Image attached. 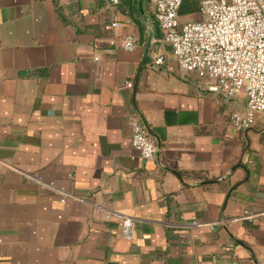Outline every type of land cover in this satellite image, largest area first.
I'll return each mask as SVG.
<instances>
[{"label": "crops", "instance_id": "crops-1", "mask_svg": "<svg viewBox=\"0 0 264 264\" xmlns=\"http://www.w3.org/2000/svg\"><path fill=\"white\" fill-rule=\"evenodd\" d=\"M127 34L133 51L109 43ZM210 83L152 0H0V264H264V111L234 127L245 95Z\"/></svg>", "mask_w": 264, "mask_h": 264}, {"label": "built area", "instance_id": "built-area-1", "mask_svg": "<svg viewBox=\"0 0 264 264\" xmlns=\"http://www.w3.org/2000/svg\"><path fill=\"white\" fill-rule=\"evenodd\" d=\"M107 1L117 5L120 0ZM196 1L200 19L182 22L179 10L183 0H152L162 41L170 46L181 71L210 80V91L222 92L227 97L245 95V108L234 110L230 121L238 129H249L264 111V0ZM119 25L113 19L103 28L111 31ZM109 43L127 51L137 46L136 38L130 34L118 39L111 37ZM164 59L165 53L158 51L153 65L161 66ZM126 86L131 87L132 83L127 82ZM128 123L132 147L141 158H154L156 141L138 114H132ZM121 217L126 235L132 219Z\"/></svg>", "mask_w": 264, "mask_h": 264}, {"label": "rangeland", "instance_id": "rangeland-1", "mask_svg": "<svg viewBox=\"0 0 264 264\" xmlns=\"http://www.w3.org/2000/svg\"><path fill=\"white\" fill-rule=\"evenodd\" d=\"M189 5L190 3H194L197 5V1L196 0H185ZM197 9V6H196ZM182 16H180V20L183 21H197L200 19V16L198 14V12L195 10L193 12H189V10H183L182 11ZM206 79V78H205Z\"/></svg>", "mask_w": 264, "mask_h": 264}, {"label": "trees", "instance_id": "trees-1", "mask_svg": "<svg viewBox=\"0 0 264 264\" xmlns=\"http://www.w3.org/2000/svg\"><path fill=\"white\" fill-rule=\"evenodd\" d=\"M196 6L197 5L194 3H190V5H189L185 0H183L182 5H181L180 10H179V13L182 14L183 10H189V12L190 11L193 12L196 10Z\"/></svg>", "mask_w": 264, "mask_h": 264}, {"label": "water", "instance_id": "water-1", "mask_svg": "<svg viewBox=\"0 0 264 264\" xmlns=\"http://www.w3.org/2000/svg\"><path fill=\"white\" fill-rule=\"evenodd\" d=\"M149 44H150V42L148 41V43H147V45H146V49H145V53H144V55L147 53V50H148V47H149ZM144 57V56H143ZM141 66H139V68H140Z\"/></svg>", "mask_w": 264, "mask_h": 264}]
</instances>
